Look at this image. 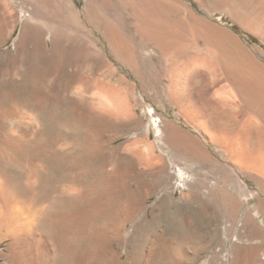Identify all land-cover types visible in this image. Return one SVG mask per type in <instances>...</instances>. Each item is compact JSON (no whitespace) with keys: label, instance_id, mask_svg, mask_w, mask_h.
<instances>
[{"label":"rangeland","instance_id":"rangeland-1","mask_svg":"<svg viewBox=\"0 0 264 264\" xmlns=\"http://www.w3.org/2000/svg\"><path fill=\"white\" fill-rule=\"evenodd\" d=\"M45 10L0 0V264H264V118L220 59L264 68V0Z\"/></svg>","mask_w":264,"mask_h":264},{"label":"bare ground","instance_id":"bare-ground-1","mask_svg":"<svg viewBox=\"0 0 264 264\" xmlns=\"http://www.w3.org/2000/svg\"><path fill=\"white\" fill-rule=\"evenodd\" d=\"M34 6L35 7H40V8H42V9H45L46 8V10H47V6H49V0H34ZM45 10V11H46ZM44 18H46V16H44ZM80 24V23H79ZM207 32V31H206ZM206 32H201L202 34H204V35H201L200 34V32H196L197 34H194L193 35V37L192 38H185L186 40H188L187 41V43H180V46H181V48L180 49H178V52H182L181 50L182 49H185V51L183 52V53H185V54H192L193 52L192 51H195L196 49H197V46H196V44H195V42H194V39H195V37H203V39H205V41L204 42H206L207 44H208V46L209 47H213L215 50L217 49L216 48V46L213 44V43H211L210 42V39L207 37L208 35H207V33ZM150 35V34H149ZM160 35V34H159ZM206 35V36H205ZM186 36V35H185ZM152 38H153V41H154V43H161V41H159V37H158V35L157 34H153V36H152ZM179 38V37H178ZM115 39V38H114ZM117 40V39H116ZM181 40V39H180ZM183 40H181L180 42H182ZM175 42V41H174ZM117 44V43H116ZM155 44V45H156ZM158 45V44H157ZM175 45V44H174ZM177 46V45H176ZM175 46V47H176ZM174 47V48H175ZM179 48V47H178ZM214 50V51H215ZM230 50V49H229ZM175 51H177V50H175ZM218 51H220V50H218ZM192 52V53H191ZM222 52V51H221ZM176 53V52H175ZM182 54V53H181ZM223 54V53H222ZM184 55V54H183ZM224 56V55H223ZM227 56V55H226ZM226 56H224V57H220V59H221V63H222V68H223V73H225V75H226V77L227 78H230V79H232V81H233V83L236 85V87H237V89L238 90H240V92H241V94L242 95H244V97L243 98H245L246 97V99H247V103H249V105H250V107L251 108H253V109H255V110H257L258 112H259V115L262 117V118H264V68H262V67H260V66H258L257 64H255L252 60H250V59H248V58H246V60H245V62H244V60H243V62H241V63H243V64H239V63H235V62H230V61H228V57L227 58H225ZM181 59V58H180ZM178 61V60H177ZM180 61V60H179ZM192 61V60H191ZM173 63V62H172ZM207 63V62H206ZM176 64V63H175ZM180 64H183V62L181 61V63ZM196 64L198 65V66H202V67H204L206 70H207V72H209V73H213L212 71H213V69H214V67L211 65V63L209 64H205L203 61H201L199 64H198V62H193V63H191V66H196ZM177 66V65H176ZM179 66V65H178ZM178 66H177V68L176 67H173V68H175V69H172V70H174L173 72H172V70H170L171 72H172V75H171V83H172V86L173 85H175L174 87H172L173 89V92H172V90H171V93H172V100H173V102H178V99L180 98V97H183V95L181 96V94H182V92H181V94L179 93V95L177 96V92H178V90H179V88H176V86H178L179 85V80L180 79H182L181 77H182V73H183V69L182 70H180V67L178 68ZM185 67V66H184ZM169 76V75H168ZM182 81V80H181ZM181 83V82H180ZM171 85V84H170ZM169 85V86H170ZM186 85V84H185ZM171 88V87H170ZM176 89H177V91H176ZM176 93H175V92ZM180 91V90H179ZM185 91V90H184ZM195 97V96H194ZM180 99H182V98H180ZM171 100V99H170ZM245 100V99H244ZM246 101V100H245ZM175 103V104H176ZM180 104V103H179ZM178 104V105H179ZM182 105V104H181ZM181 105H179L180 107H181ZM150 110V109H149ZM181 111H185V110H181ZM190 111H192V109L191 110H188L187 111V109H186V111L184 112V114L186 115V118L188 119V120H190L191 122H192V120L193 119H191V118H195V117H197V111L196 112H190ZM200 111V110H199ZM201 113V112H200ZM201 116V115H200ZM186 120V119H185ZM195 124V123H194ZM196 127V126H195ZM155 129H156V134H157V137H156V139H157V143H158V146H159V148L160 149H162V147H161V145H160V143H163V141H162V139H161V137H160V129H159V127L158 126H156V127H154ZM211 137H212V135H211ZM219 139V138H218ZM224 139V138H223ZM211 141V140H210ZM229 141V140H228ZM238 143V142H237ZM243 143V142H242ZM239 144V145H238ZM238 144H236L235 146L233 145V144H231V143H228V142H226V140L225 141H222L221 143H220V146L222 147V149L227 153V155L233 160V158L232 157H234V156H238L240 159H241V163L240 162H238L239 163V165L240 164H242V161H243V163H248V164H250V165H252L253 164V162L254 161H256V159H258V158H260V157H262L261 156V154H260V156L259 155H257V152H258V150L256 151V150H254V151H251L250 149H249V147H247L246 145H244V144H240V142L238 143ZM253 150V149H252ZM259 154V153H258ZM228 157V158H229ZM238 158V160H240ZM258 161V160H257ZM263 161H264V159H263ZM246 163H245V165H246ZM257 162H255V164H256ZM238 165V166H239ZM244 165V166H245ZM249 165V166H250ZM263 166H264V162H263V164H262ZM242 166H243V164H242ZM259 166V165H258ZM262 166V167H263ZM247 167V166H246ZM261 167V168H262ZM250 168V167H249ZM252 168V167H251ZM259 168H260V166H259ZM260 168V169H261ZM263 170V169H262ZM12 196H14V194H12ZM162 235V234H161ZM164 243V242H163ZM156 246V245H155ZM154 246V247H155ZM159 247V246H158ZM162 248V247H161ZM150 253V252H149ZM148 253V254H149ZM148 261V260H147ZM147 263V262H146ZM145 263V264H146Z\"/></svg>","mask_w":264,"mask_h":264}]
</instances>
